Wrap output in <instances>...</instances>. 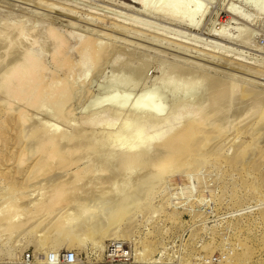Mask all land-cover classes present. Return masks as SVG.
<instances>
[{"label": "rangeland", "instance_id": "rangeland-1", "mask_svg": "<svg viewBox=\"0 0 264 264\" xmlns=\"http://www.w3.org/2000/svg\"><path fill=\"white\" fill-rule=\"evenodd\" d=\"M248 1L183 0L177 13L181 18L176 14L175 19L174 16L169 18L162 8L145 12L128 0H0V24L20 22L32 29L34 32L31 30L28 41L32 39L30 36L34 37L32 41H38L30 47L38 52L42 50L40 53L44 61L50 65L48 47L42 41L44 30L52 20L55 22L53 25L61 31H73L82 37L93 34L113 50L108 56L110 60L107 58L100 68L88 71L84 81L79 83L77 93L74 92L69 101L68 108L72 110L64 112L67 115L62 120L51 119L43 111L28 110L23 125L29 127L35 121L49 120L64 131L71 130V123L79 125L80 129V118L90 115L93 109L90 104L101 99H114L123 107H101L98 112L102 117L113 118L114 123L82 124L87 134L111 138L122 131L121 125L128 117H147L148 111L145 113L142 110V113L135 105L141 95L152 98L162 106L161 118L168 116L174 105L184 102L191 108L187 116L192 115L197 107L204 104L207 91L221 80L237 84L238 89L246 87L251 90L247 91L248 94L260 91L263 98L264 0H254V3ZM146 2L153 5L157 0ZM230 7L235 9V14L228 12ZM67 8L76 13L75 18L69 17ZM125 25L127 31L121 30ZM18 44L12 48L14 53L4 54L3 58L0 56V68L3 61L5 65L6 59L9 61L12 56H17L18 50L21 51L23 46ZM172 65L173 71L176 69V76L180 70L177 65H181L182 70L185 68L190 71L186 74V70H181L184 74L180 71L181 76L179 73L176 77L169 68ZM196 70L203 71L199 74L207 72L208 78L213 81H209L211 85L207 77L206 82L202 81L201 74L195 73ZM189 72L191 78L188 77ZM257 93L254 94L257 96ZM244 96L236 95L231 102L228 101L229 106L225 109L227 116L223 114L222 121L219 120L223 134L221 138L218 136L210 142L213 149L220 150L222 147L223 156L212 154L192 161L177 160L170 157L169 151L164 149L165 153L161 149L160 153H156L157 156L154 152L155 158L151 159H155V162L162 161V158L168 159L163 173H155L150 165L145 166L142 171H137L138 174H132L128 185L123 183L122 177L117 175L114 165L109 162V170L100 172V178L99 175L85 176L87 183L83 182L84 178L80 181L82 188L75 190V196L70 194L67 197L65 194L67 198L61 199L49 213L40 210L43 208L40 202L42 191L56 182V174L67 181L73 178L72 171L81 163L69 161L62 165L53 160L55 163L52 161L44 169L45 172L42 169L30 175L38 153L27 151L24 156L27 159L19 162L24 144L20 137L23 125L19 126L10 119L8 113L14 112L4 113L0 110V138L3 139L0 140V196L7 195L10 190V196L19 195V201L16 202L18 208L15 206V212L12 213L11 222H14L10 224L4 222L3 217L9 212H4L8 206L1 203L0 197V264H264V122L257 123L254 132L251 129L253 134H237L238 128L244 125L250 128L258 118L256 110L259 103L257 106L251 104L252 101ZM4 118H7V125L2 124ZM159 118L157 123L160 125L156 127H159L160 133L166 132L168 128L161 125L162 120ZM252 137L254 143L245 158H242L247 161H244V166L238 150L242 142L241 145L248 143ZM219 140L221 142L215 144ZM62 144L60 147H63ZM98 147L99 150L104 149L96 151L98 157L111 151L103 143ZM153 147L152 141L147 140L139 150L150 151ZM102 177L106 178H103L106 183ZM48 178H51V184ZM101 181L103 184L99 183ZM118 185L121 187L119 190ZM137 189L142 192H135ZM44 193L42 196L46 197L48 191ZM39 196L40 211L34 208L37 201L31 202L33 206L29 204L27 208V204ZM92 200L97 203L94 201L92 208L81 214L86 207L84 205ZM119 200L128 203V212L124 213V219L122 217L120 222L117 221V225L109 227L108 233L114 238L98 237L96 232L88 231L82 238L72 236L70 231L79 227L78 222H91L92 214L96 217L109 214L111 209L118 206ZM119 211L122 212V209ZM62 215L66 216L67 225L60 222ZM116 215L120 214L117 212ZM67 252L74 254L71 263L64 260Z\"/></svg>", "mask_w": 264, "mask_h": 264}, {"label": "bare ground", "instance_id": "bare-ground-1", "mask_svg": "<svg viewBox=\"0 0 264 264\" xmlns=\"http://www.w3.org/2000/svg\"><path fill=\"white\" fill-rule=\"evenodd\" d=\"M38 1L40 2V0H38ZM128 1L139 5V7L142 8L143 10H145V12L146 11L154 12L157 9L162 8L165 10V12L169 18H172L174 16L175 19H176V14L178 12H180V5L183 2V0H157V2H155V4L149 5L148 2H146V0H128ZM253 1L254 0H249L248 2L254 3L255 1L254 2ZM42 3H44V2H42ZM49 6H50V4H49ZM228 12L231 14L236 13L235 9H233L231 7H230ZM66 13H68L69 17L71 15V16H73V18H75L76 13L71 12L70 9L67 8ZM177 15L180 17L179 14H177ZM242 17H243V14H242ZM50 20H52V19H50ZM133 22H135V21H133ZM50 23L51 24L48 25L46 27V29L44 30V40L42 42H45V44H47V47H48L47 52H48V55L50 57L49 59L51 61V65L44 61V57L42 56V53H40L42 50L40 52H38V51L31 49L30 45H32L38 41L36 39L35 41L33 40L34 41L33 42L32 41V39L34 38L33 36H30L32 39L30 38L31 40L28 41L29 35H31V33L33 31L32 29H31L32 30L31 31L29 28H27V26H25L24 23H20V22H18V23H16V22L5 23V24L1 23L2 25L0 24V56L1 57L2 56L4 57V54L8 55L9 52H13L14 50L12 51V48H14V46H16L18 43H19L18 45L22 44V46H23L21 51L18 50L17 56L16 55L12 56V58H10L9 61L6 59L7 63H5V65H4V61H3V65L5 68L2 65L4 70L0 74V99H2L1 101L3 102V103L2 102L0 103V110L3 111L4 113H7L9 111L14 112V113H8V115L10 116V119H13L15 121V123H17L19 126L23 125L25 123V120H26L25 116L28 113L27 112L28 110L41 111V112L43 111V114H45L46 116H49L51 119L52 118L54 120L57 119L58 121L62 120L63 117L67 115V114L65 115L64 112H66V111L69 112L72 110V108H68L69 101H70L71 97L74 95V92H76V90H77L76 88L79 87L78 86L79 83L83 79L86 78L85 76L88 73V71L93 70V68H95V69L100 68L105 63L108 56H111L110 55L111 51H113L112 47L110 45L106 44V42L104 43V42L100 41L98 39V37L93 35V34H91L90 36L85 35L82 37L81 35L76 34L73 31H67V32L61 31L58 27L53 25L55 23L53 20L50 21ZM126 26L127 25L121 27L120 29L127 31L128 28ZM115 27H116V25H115ZM27 35H28V37H27ZM115 46L113 45V47H115ZM1 49H2V51H1ZM7 55H5V56H7ZM108 59L110 60V58H108ZM120 61H121V59H120ZM119 64L122 65V63H119ZM173 67L174 66L172 65V67H169V68L173 71V69H172ZM180 67H181V65H180ZM180 67H178V65H177L178 70L180 69L179 70L180 74L177 73V76H178V74H179V76H181V72L186 70L185 68H184V70H182ZM170 69H168V70H170ZM192 69L194 70V68H192ZM174 71H173V73L172 72L171 73L175 74V76H176V73H174ZM187 71H190V70H186L184 72H186V74H187L188 73ZM196 71L197 72H195V73H197V74H199V72H203V71L198 72V70H196ZM167 72H166V75H167ZM258 72H261V71H258ZM193 74H194V71H193ZM196 75H195V77H196ZM207 75H208L207 72L202 73L200 76V79L202 81L205 80L204 82H206V79L209 76V75L208 76ZM260 75H262V74H260ZM188 77H190V72H189ZM190 78H188V79H190ZM168 79H171V77ZM172 79L174 80L173 77H172ZM196 79H198V77ZM210 79L211 78L209 77L207 81L213 82ZM193 80H195V79L193 78ZM86 81H88V80H86ZM176 82H177V78H176ZM192 82L190 83L191 85H192ZM195 82H196V80H195ZM185 84H186V82H185ZM208 84L211 85L210 82ZM205 85H206V83H205ZM212 85H213V83H212ZM236 85L237 84L231 83V82L225 81V80L224 81L221 80L219 82L217 81L216 83H214V85H213L214 88L211 86L213 89L211 88L212 90L210 89V91H207L208 92L207 97H206L207 99L205 98L204 104L203 105L201 104L200 107H197V110L194 111L195 113H193L190 116H187V113L189 112V110L191 108L184 102L181 105L180 104L174 105L172 110L169 111V114H167L168 116L165 115L166 117L161 118L162 117L161 113L163 110L162 106L159 105L157 102H155L152 98L141 95L138 98V100L135 101V105L137 106V109H140L141 111L145 110V113H146V111H148V114H146L147 117L144 116L143 119H139V116L138 117L133 116L132 118L128 117L126 120H124L123 124L121 125V130H122L121 132L117 133L115 136H113L111 138H108L107 136L102 138V136H100L102 138L101 140L98 139L100 137L97 138V136L94 133L87 134L86 132H84L82 124L91 126V125H95L98 123L99 124L102 123L104 125H109V124L111 125L112 123H114L113 118L102 117V116L98 115V112L101 111L99 108H101V107L102 108H104V107L108 108L110 106L112 108L114 107L117 109H120V107L121 108L123 107L121 104H119L114 99H109V100L101 99V100H99L93 104H90L91 108L93 107L91 113H89L90 115H88V116L83 115L81 118L79 117L81 119V121L79 122L80 123V129L78 128L79 125H76L75 123H71L70 124L71 128L69 127L71 130L70 129H69L70 131L65 130L66 131L65 132L63 129H60L59 127L56 126L55 123H53L52 121H49V120H46L44 122L35 121V124H31L29 127H27L28 125L26 127L23 125L24 130L22 131V134L19 131L20 137L24 143L22 145V149L20 152L21 155L19 156L20 157L19 162H23L24 159H27L24 157L27 151L34 152L33 154L38 153V158L36 157L37 159L34 161L35 162L34 165L31 166L32 167L31 170L29 169L30 175L38 173L42 169H43V172H45L44 169H47L53 160H57L58 163L62 164V165L63 164L66 165V163L69 161L71 163H75V162L81 163V164H78L75 166V169L72 171V174L70 173L73 178L69 177L71 179L68 181L65 178H61L60 177L61 175L59 176L58 174H56L54 177V180H56V182L52 183V185L49 186L50 188L47 187L48 189L46 188V190H45V188H43V186L41 187L45 190V191H42V193L48 191V194L46 193L47 196L46 197L44 196L45 197L44 198L42 196L41 191H40L39 193H41V201L39 200L40 199V196H39V198H35L33 201H30L27 204L28 205L27 208H29V204L32 205L31 202L37 201V203H35L36 205L34 204V208H36V210L37 209L39 210L40 207H38V206L42 205L44 209L41 208L40 210H45V211L47 210L48 213L51 212V210H53V207H56L57 206L56 204L59 203V201H61V199H63L64 197L66 199L68 196L74 195L76 193L75 190L78 191V189L82 188L80 185V181L85 176L87 177V175L90 174L91 176L94 175V177H96V175H99V178H100V174H99L100 172H103V171L105 172L106 170H109V168H108L109 162L111 163L112 166L114 165L113 168H114V170H116L117 175L118 176L120 175L122 177L123 183L128 185L127 183L129 181L130 177L132 176V174H138L137 171L143 169V167H145V166L150 165L151 169L155 173H156V171H157V173L159 171H162L166 167V165L168 163V159L162 158V161H160L159 160L161 158L160 157L159 159L157 158V160H159V161H156V162L154 161L155 159L153 161L151 159L152 157L155 158V156H157L156 153H158V152L160 153L161 149H163V150L165 149V150H167V152L169 151L170 157L177 159V160L198 159L200 157L209 156L212 154H218L220 156V154H222V151H221L222 147H220V150L213 149V144H210V142L214 138L215 139H216V137L218 138V136L221 138V135L223 134L222 133L223 129H221V125L219 123V120L221 119L223 114H225V109H226V106L228 105V103L231 102L235 98L236 95H242L243 96L245 94V96L249 100L252 101V102L250 101L251 104L253 103V104H256V106H257L259 103L258 109L256 110V112L258 113V115H257L258 118L254 121L255 124L253 126H251L250 128H248L245 125L238 128L237 134L239 136H240V134H243V133L250 134L251 129L253 131V128H255L257 123L264 122V100H263L264 96L262 98V94L260 93V91H258L260 94L257 93L256 91H254L255 94L257 93V96L253 92L248 94L247 91L250 92L251 90L245 89L246 87L238 89L236 87ZM193 86H195V84ZM195 87L199 88L200 85H197ZM206 87H208V86H206ZM126 89H127V87H126ZM131 89H133V88H131ZM207 90H209V89H207ZM86 93H87V91H86ZM243 101H245V100H243ZM246 101H247V99H246ZM14 104H15V106H14ZM256 106H255V108H256ZM227 108H229V107H227ZM143 111H142V113H143ZM136 113H141V112L137 111ZM160 114H161V117H160ZM142 117H140V118H142ZM159 117L162 120L161 125H164L165 128H168L166 132L160 133L159 129H158L159 127H156V126L160 125L159 123H157V120ZM6 121H7V118H4L2 120V124L7 125ZM220 121H222V120H220ZM9 122H10V120H9ZM85 125H84V128L86 127ZM129 128H130V130H127ZM225 129H226V127H225ZM253 132H251V133L253 134ZM0 135H1V133H0ZM238 135H236V137H238ZM223 138H224V136H223ZM247 139H249V138H247ZM250 139H251V136H250ZM0 140H3L2 137L0 138ZM147 140L152 141V143L154 144L153 149L150 151L139 150L141 145ZM220 140L217 141L215 144H217L218 142H221ZM226 140H228V138H226ZM252 142L254 143V138L252 139V141H249L248 143L245 142V144L241 145L243 143L242 142L240 144V147H239L240 150H238L239 152L238 151L237 152L239 154L238 156H240L241 159L245 158V156L247 155V152L250 150L249 148H251V145L253 144ZM62 143H64V145ZM102 143L105 144L106 146L110 147L111 151L109 150V153H108V151L106 153L104 152L105 154L103 152H102L103 154L101 152H99L100 154H102L104 156L98 157L97 155H99V154H97L96 151L98 152V150H99L98 145H102ZM61 144L63 145V147L65 145H68V144H69V146L63 148V147H60ZM219 145L221 146V144H219ZM95 146H97L98 149ZM70 150H72V151H70ZM103 150L104 149H102L101 151H103ZM74 151L76 152L75 154H74ZM154 152H155V156H154ZM167 152L165 151V153H167ZM250 155L248 157H250ZM159 156H160V154H159ZM163 156L164 155H162V157ZM165 156H167V155H165ZM222 156H223V154H222ZM202 159H206V158H202ZM242 161L244 164V161H246V160L242 159ZM246 162H245V164H246ZM179 163H182V161ZM238 164H240V163H238ZM245 164H244V166H245ZM62 165H60V166H62ZM58 166H57V168H58ZM52 168L55 169V167H52ZM52 168H50V169H52ZM59 169H61V167ZM112 172H114V171H112ZM162 173H163V171H162ZM113 175H115V174L113 173ZM110 176H112V175H110ZM51 178L53 179V177H51ZM51 178H48V179H50V180H48L49 184H51L50 183L52 181ZM103 178L106 179L105 177H102V179ZM44 180H47V178ZM84 180H85V178H84ZM104 181L106 183V180H104ZM107 181L109 182L108 179H107ZM142 181H140V182L142 183ZM150 181H151V179L149 180V182ZM40 182H41V180H40ZM83 182H86V180ZM96 182H94V183H96ZM94 183H92V184H94ZM99 183L103 184L102 181ZM145 183L147 184V180ZM44 184H45V181H44ZM126 185H124V186H126ZM121 186H123V185H121ZM139 186H140V184H139ZM85 187H87V186H85ZM95 187H97V186H95ZM137 187H138V185H137ZM120 188L121 187L119 186L118 190ZM6 189H8V187H6ZM79 191H81V190H79ZM9 192H11V190L8 191L7 193L9 194ZM82 192H83V190H82ZM135 192L138 193L139 190L137 189V191L135 190ZM135 192H134V194H135ZM141 192L142 191H140L139 193H141ZM7 193H5V194H7ZM10 194H9V197H7V195H5V196L1 195L0 196L2 198L1 203L6 204L8 206V207L6 206L7 208H5L4 212H9V213H6L5 216L3 215L4 216L3 218H4V222L8 221L9 224H10L11 220L13 219L12 213L15 212L14 207L17 206V208H18L17 203L19 201V195L13 194L12 196H10ZM65 194L67 197L64 196ZM37 195H38V191H37ZM44 195H45V193H44ZM89 195H91V194H89ZM139 195H142V194H139ZM139 195H138V197H140ZM132 197L134 198V196H132ZM136 198H137V196H136ZM71 199H70V201H71ZM112 199H113L112 201H114V198H112ZM38 200L40 202H42L41 205L38 202ZM94 201L92 200V202H88L87 205L85 204L84 206H86V207L82 206V207H84V210L81 212V214H83L87 210H90V208H92V205L94 204ZM81 202H82V200H81ZM124 202H125V199H124ZM116 203L117 202H115V204ZM113 206H114V204H113ZM116 209H118L117 212H118V215L120 214L119 216L116 215L117 214ZM120 209H122V212L119 211ZM34 212L35 211H33V213ZM127 212H128V203L127 202L123 203L121 200H119L118 206H116L114 209H111V212L109 214L104 213L105 214L104 216L98 215L97 217L94 216V214H92V216L90 218V220H92L91 222H88L89 220H86V221L83 220V222H78L79 227H77L75 229L73 228L72 231H70V230L69 231L72 234V236H76L79 238H82L84 236V234L87 233V231H88V233L89 232H92V233L96 232V234H98V237L106 236V237L111 238L114 235L108 233L109 227H112V225L116 224L117 221L120 222V218H122L123 215H125L124 213H127ZM63 215H62V218L60 216V218H61L60 222L63 225H67V222H68L66 220L67 218H66V216H63ZM85 217H84V219H85ZM86 219H87V217H86ZM122 219H124V217ZM13 222H11V223H13ZM4 225H6V224H4ZM68 234H69V232H68ZM70 239H72V238H70Z\"/></svg>", "mask_w": 264, "mask_h": 264}, {"label": "built area", "instance_id": "built-area-1", "mask_svg": "<svg viewBox=\"0 0 264 264\" xmlns=\"http://www.w3.org/2000/svg\"><path fill=\"white\" fill-rule=\"evenodd\" d=\"M64 260L68 263H71L73 262L74 260V254L73 252H67L65 255H64Z\"/></svg>", "mask_w": 264, "mask_h": 264}]
</instances>
